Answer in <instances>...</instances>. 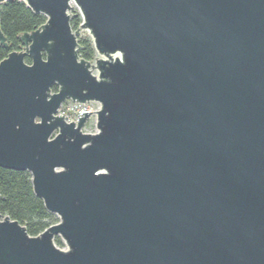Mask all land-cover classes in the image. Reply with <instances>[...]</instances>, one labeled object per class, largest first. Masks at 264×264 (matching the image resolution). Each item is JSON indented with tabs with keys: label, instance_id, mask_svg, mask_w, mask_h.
<instances>
[{
	"label": "water",
	"instance_id": "95a60500",
	"mask_svg": "<svg viewBox=\"0 0 264 264\" xmlns=\"http://www.w3.org/2000/svg\"><path fill=\"white\" fill-rule=\"evenodd\" d=\"M24 1L47 21L0 60V165L59 220L0 211V264H264V0Z\"/></svg>",
	"mask_w": 264,
	"mask_h": 264
},
{
	"label": "trees",
	"instance_id": "16d2710c",
	"mask_svg": "<svg viewBox=\"0 0 264 264\" xmlns=\"http://www.w3.org/2000/svg\"><path fill=\"white\" fill-rule=\"evenodd\" d=\"M71 26L79 28L83 17L72 13ZM0 27L4 31L8 45L0 44V60L6 57L9 51L22 48L23 42L19 34L28 30H34L40 24L47 21L42 12H36L24 0H7L0 6ZM80 56L93 59L97 54L93 38L90 35L80 37ZM26 61L30 57L26 56ZM58 85H53L57 90ZM0 211L18 219L28 227L32 235H37L54 222L55 214L48 211L42 198L34 193L32 174L28 170H18L0 165ZM56 243L64 244L60 235Z\"/></svg>",
	"mask_w": 264,
	"mask_h": 264
},
{
	"label": "rangeland",
	"instance_id": "374dc122",
	"mask_svg": "<svg viewBox=\"0 0 264 264\" xmlns=\"http://www.w3.org/2000/svg\"><path fill=\"white\" fill-rule=\"evenodd\" d=\"M71 4L74 6L72 8V13L80 14V13H78V6L74 2H71ZM85 35H89V34L86 33ZM89 106L91 107V109L93 111V115H91V117L89 118V120L85 124L86 126L84 128V131H86V132L87 131L96 132L97 131V125H96L97 114H96V111L100 108L101 103H99L98 101L97 102L96 101H91ZM79 108H80V106H78L77 104H74L72 101H69V102L65 101L64 102V107L62 108V111H61V112H64V113H61V114L68 115V116H70V118L72 120H76V118L78 117V114H77L78 110L77 109H79ZM58 220H59V216L57 214H55V219H54L53 223L58 222ZM57 237H59V236H57ZM57 237H56V239H57ZM56 239H55V242H56ZM61 239H62V237H61ZM58 246H61L63 248H67L65 243L64 244H59Z\"/></svg>",
	"mask_w": 264,
	"mask_h": 264
},
{
	"label": "built area",
	"instance_id": "2783aa9c",
	"mask_svg": "<svg viewBox=\"0 0 264 264\" xmlns=\"http://www.w3.org/2000/svg\"><path fill=\"white\" fill-rule=\"evenodd\" d=\"M74 104H77L78 106H80V108L79 109H77L78 110V112H77V114H78V117L76 118V120L80 117V116H82V115H84V112H86V111H92V109H91V107L89 106V104H90V102L91 101H87L86 103H80V102H77V101H72ZM64 107V105L61 107V109H60V113H64V112H61L62 111V108ZM82 113V114H81ZM92 115H93V111L92 112H90ZM64 115V114H63ZM68 119L69 120H72L71 118H70V116H68ZM75 120V121H76Z\"/></svg>",
	"mask_w": 264,
	"mask_h": 264
},
{
	"label": "flooded vegetation",
	"instance_id": "af4514ba",
	"mask_svg": "<svg viewBox=\"0 0 264 264\" xmlns=\"http://www.w3.org/2000/svg\"><path fill=\"white\" fill-rule=\"evenodd\" d=\"M1 45H2V44H1ZM67 101L69 102V101H72V100H67Z\"/></svg>",
	"mask_w": 264,
	"mask_h": 264
}]
</instances>
